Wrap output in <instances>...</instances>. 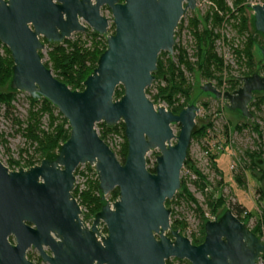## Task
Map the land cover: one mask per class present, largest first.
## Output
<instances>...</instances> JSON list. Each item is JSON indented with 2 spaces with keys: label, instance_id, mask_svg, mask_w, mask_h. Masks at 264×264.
I'll use <instances>...</instances> for the list:
<instances>
[{
  "label": "water",
  "instance_id": "water-1",
  "mask_svg": "<svg viewBox=\"0 0 264 264\" xmlns=\"http://www.w3.org/2000/svg\"><path fill=\"white\" fill-rule=\"evenodd\" d=\"M195 5L196 0H0V43L13 61L11 89L47 99L70 129L52 158L28 168L0 159V264H32L25 257L31 244L49 264H166L170 258L190 264L258 263L264 242L230 204L218 218H205L204 238L197 245L171 227V209L165 206L181 187L199 108L189 101L173 113L168 106L155 107L145 90L159 53L173 51L178 22ZM103 6L111 13V33ZM247 8L254 29L264 36V3ZM88 27L105 36L106 48L83 89L72 90L44 65L41 38L60 44ZM258 50L264 59V48ZM239 80L241 86L231 92L211 82L199 88L224 100L228 110L252 118L248 105L255 92H264V76L253 72ZM118 86L123 94L114 99ZM99 122L124 124L123 163L100 138ZM153 149L159 154L151 172L145 157ZM82 164L93 167L101 192L92 222L72 194L75 170ZM114 188L118 196L109 201ZM10 231L15 247L5 239Z\"/></svg>",
  "mask_w": 264,
  "mask_h": 264
},
{
  "label": "rangeland",
  "instance_id": "rangeland-1",
  "mask_svg": "<svg viewBox=\"0 0 264 264\" xmlns=\"http://www.w3.org/2000/svg\"><path fill=\"white\" fill-rule=\"evenodd\" d=\"M233 1L226 0V4L233 8ZM259 1L262 0H245L246 3H258ZM212 8L213 4L210 0H196L195 8L193 10L188 8L185 11L174 32L173 51L170 54L166 52L163 56L165 62L170 60L176 64L178 52L175 47L177 46L185 50L187 57L191 61L196 60V43L192 35L193 28L190 21L192 19L198 20L197 28L201 31L206 27L204 17ZM100 10L109 20L108 33L113 32L109 9L103 6ZM245 12L248 18L251 19L252 11L246 9ZM207 27H210L209 23H207ZM213 30L219 33V38L213 43L214 51L217 56L222 58L224 64L221 87H218L216 79H208L197 70L189 72L183 69L184 76L191 85L189 101H193L191 103H195L199 108L195 118L196 126L194 129L198 130L202 126L205 129L203 133H198L196 137L191 138L188 149L189 158L196 169L202 174L204 182L196 178L194 173L184 166L180 173V180H184L187 190L195 202L178 199L174 195L171 199V204L168 206L173 213L172 217L184 223L185 228L181 232L188 239L191 238L192 234H198L199 227L206 217H214L210 214L208 206V201L211 198L223 197L225 200L216 211L218 215L226 209L228 204L231 207L234 204L242 206L245 212L250 214V218L246 220V226L249 228L254 227L257 219L262 218L264 207V162L253 167L250 165V158L245 154V150L257 151L259 145L264 144V106H261L260 110L255 112V116L246 118L238 112L228 110L225 107L224 100L216 99L213 95L204 93L199 88L204 83L211 82L215 87L223 91L227 88L228 81L231 78L240 75L245 70L244 65L239 66L237 57L232 50V48H243L245 34H239L236 27L230 24V22H224ZM249 30L251 33L254 32L251 20L249 21ZM92 32L88 27L85 32H74L67 39L71 41L79 39L85 41L86 45H89V41H87L89 39L88 35ZM103 37L105 38V36ZM256 37L258 40L264 41L261 35L257 34ZM44 43L45 47L41 51L43 55L42 61L47 62V51L51 44ZM252 52L257 66L254 71L264 76V73L260 70L264 66V59L259 53L258 43L255 42ZM217 74L219 75V72ZM165 83L166 81L153 79L152 84L148 87V97L155 107L167 106V103L161 97L154 99V95L157 93V86H162ZM2 89L6 90L7 88ZM14 94L15 98L10 107L0 103V159L10 164L11 162L19 161L17 167L25 166L29 160L38 164L39 156L34 151V145L27 140L22 130L29 107V95L20 91H16ZM258 95L260 94H255L254 97ZM182 101L183 98H180L179 102L181 103ZM248 106L251 112L250 104ZM17 120L22 122L20 127L16 123ZM42 122L44 126H47L48 119L46 116L43 117ZM240 124L245 125V127L237 130L236 128ZM254 124L259 125L261 137H258V134L251 130ZM96 129L98 132V127ZM106 139L114 149H118L122 143V139L118 133H111ZM53 153H56V151ZM158 154L159 151L157 149H153L147 153L145 157L147 168L155 166V158ZM209 155H216L215 162L218 171L212 165ZM86 165H83L78 170L80 172L79 175H82L81 178L78 177V185L82 190H85L88 183L93 180L91 169ZM90 167L94 171L93 167ZM219 172H221V175ZM236 177L241 178V184L236 180ZM201 184H205L203 188H201ZM196 208L199 209L197 210ZM261 233V239L264 242V226H261ZM175 264L177 263L175 262ZM257 264H261V262Z\"/></svg>",
  "mask_w": 264,
  "mask_h": 264
},
{
  "label": "trees",
  "instance_id": "trees-1",
  "mask_svg": "<svg viewBox=\"0 0 264 264\" xmlns=\"http://www.w3.org/2000/svg\"><path fill=\"white\" fill-rule=\"evenodd\" d=\"M122 1V0H120ZM213 4V8L211 11L207 12V15L204 17V21L206 23V27H204L201 31L198 30V20L192 19L190 22L193 28V38L196 43V60L191 61L187 55L185 50L177 46L175 49L177 50V61L176 64L168 60L165 62L163 60V56L166 52H160L158 55L156 70L152 73L154 80H162L166 81L164 85L157 86V93L154 95V99L156 97H161L167 103L168 110L173 113H178L182 108H184L188 101L191 92V85L187 82L183 69L191 72L193 70H197L200 74L208 79H216L217 85L220 88L222 84V71L224 69L223 60L221 57L217 56L214 51L213 43L216 39L219 38V33L215 32L213 29L217 26H221L222 23L232 24L236 27L237 32L239 34H245V42L243 48H232L233 53L237 57L239 62V66L244 65L245 70L241 72L240 76H246L252 74L254 71L256 64L253 57V45L258 43V46L264 48V41L258 40L256 37L257 34L264 36L257 32L253 27V17L251 19L248 18L245 10L247 8V4L245 0H234V7L231 8L226 4V0H210ZM264 1V0H263ZM251 20V25L253 29V33L249 30V21ZM207 23H209V28L207 27ZM111 29H114L113 24L111 25ZM89 45H86L85 41H81L79 39L69 40L64 39V41L60 44L58 43H49V50L47 51L48 61L43 62L47 68H50L53 75L64 82L67 86H69L72 90H82L83 82L89 76L94 68L96 67V63L99 55L106 48V40L103 36L98 35L95 32H92L88 35ZM0 103L10 107L11 103L14 101L16 90L11 89L10 80L12 77V66L13 61L10 55L9 49L0 43ZM41 58L43 57L40 52ZM261 72L264 73V66L260 68ZM219 72V75L217 74ZM240 83L237 79H231L228 81L227 90L235 89ZM7 88L3 90L2 88ZM146 94L148 95L149 89L146 88ZM123 94L122 86H118L114 91V99L119 98ZM260 94L258 96L253 97V100L250 102L251 113L255 116V112L260 110L261 106H264V92L256 93ZM180 98H183V101L180 103ZM29 107L27 110V115L25 118L24 127L22 128L23 133L27 140L34 145V151L39 156V162L43 158H52L50 157L54 151L58 149L60 144H62L69 137V126L67 120L60 114L55 106H53L47 99L40 98H31L28 96ZM193 101H190V103ZM46 116L48 119L47 126L43 125L42 119ZM18 126L22 125V122L19 120L16 121ZM264 124V119H263ZM210 125V124H209ZM96 127H98V134L104 142L108 145L106 137L113 133L119 134L122 143L119 145L118 149H114L112 146L109 147L115 153L117 159L123 163L125 160L126 152H127V144L124 135V124L122 122H118L114 126H107L103 122L96 123ZM245 127V125H239L236 129L240 130ZM195 128V127H194ZM204 127L193 129L192 138L196 137L198 133L204 132ZM251 130L258 134V137H261L259 125L254 124L251 127ZM246 156L250 158V165L256 167L260 165V163L264 162V144L259 145V149L256 150H245ZM216 155H209L212 165L218 171L215 162ZM19 165V161L11 162L10 165ZM35 165V162L29 160L26 162L25 167L28 168L30 166ZM15 166V167H16ZM91 169V174L93 175V180L88 183L87 188L79 191L76 186L72 194L74 198H77V202L79 205L85 207L87 209V217L94 216V214L100 209L101 206V192L98 189V179L94 171L89 165H86ZM13 167V166H12ZM12 167H8L11 169ZM13 167L12 169H15ZM184 167L189 169L194 173L196 178L204 182L202 174L196 169L193 162L189 158V154L187 153L186 159L184 161ZM149 171L154 172V167L148 168ZM76 173V171H75ZM221 175V172H219ZM264 176V175H263ZM236 180L241 184V178L236 177ZM181 187L175 193V196L178 199L189 200L195 202L194 198L187 190V187L184 183V180H180ZM205 184H201V188L204 187ZM118 196V189L114 188L108 195L109 201H114ZM224 198H214L208 201L209 212L214 218H218L221 214H217V209L224 203ZM172 200H166L165 206H169ZM197 210L199 208H196ZM232 213L240 219L245 225L246 220L250 218V214L245 212V209L239 204H234L231 209ZM244 213V215H242ZM173 213L171 211L170 221L171 227L175 230L182 231L185 228V225L181 220L175 219L172 217ZM206 221V220H205ZM204 221V222H205ZM201 223L199 227L198 234H192L189 239L192 244H199L203 241L204 231L203 224ZM261 226H264V207L263 214L261 219H257L254 227L250 228L253 233H255L258 237L261 238ZM102 231L105 233V227L102 228ZM190 264L186 260H178L176 258H171L166 260V264ZM259 262L264 264V253L261 254Z\"/></svg>",
  "mask_w": 264,
  "mask_h": 264
},
{
  "label": "flooded vegetation",
  "instance_id": "flooded-vegetation-1",
  "mask_svg": "<svg viewBox=\"0 0 264 264\" xmlns=\"http://www.w3.org/2000/svg\"><path fill=\"white\" fill-rule=\"evenodd\" d=\"M41 40L43 41V43L44 42H46V43H48L46 40H44L43 38H41ZM259 47V46H258ZM254 72H256V71H254ZM253 73V72H252ZM239 77H241L240 75H238V76H234L233 78H231V79H237L238 80V82L240 83L236 88H238L239 86H241V81L239 80ZM230 79V80H231ZM228 87V86H227ZM235 88V89H236ZM235 89H233V90H235ZM233 90H227L226 88L223 90V91H229V92H231V91H233ZM222 91V90H221ZM257 92H255L254 93V95L256 94ZM254 95H253V97H254ZM253 100V99H252ZM250 104V103H249ZM237 112V111H236ZM239 113V112H238ZM240 114V113H239ZM241 115V114H240ZM28 224V223H27ZM103 225V224H102ZM29 226H32V225H30L29 224ZM103 227H104V225H103ZM103 234H104V232H103ZM6 242H7V244L9 245V246H11V247H15V244H16V242H15V232L14 231H10L9 233H7V235H6ZM42 249H43V252H45L47 255H51V251L49 250V248L47 247V246H44V245H42ZM25 257H26V259L28 260V261H30L32 264H49L46 260H44L43 259V257H42V255H41V253H40V250L37 248V247H35V246H33L32 244L29 246V247H27V249L25 250Z\"/></svg>",
  "mask_w": 264,
  "mask_h": 264
},
{
  "label": "built area",
  "instance_id": "built-area-1",
  "mask_svg": "<svg viewBox=\"0 0 264 264\" xmlns=\"http://www.w3.org/2000/svg\"><path fill=\"white\" fill-rule=\"evenodd\" d=\"M258 3H260V4H261V3H264V1L262 0V1H259ZM110 147H111V146H110ZM83 165H86V164L79 165V166L76 168V170H75V171H76V173H75V174H76V178H75L74 188L77 186L79 191H81L82 188H80V186L78 185V182H79V178H78V177L81 178L82 175H79L80 172H79L78 170H79V168L82 167ZM77 172H78V173H77ZM74 188H73V189H74ZM75 199L77 200V198H75ZM80 206H81V205H80ZM81 207H82L81 212L83 213V215H84V217L86 218L87 222H92L94 216L91 215V216H88V217H87V215H86V214H87V213H86V212H87V209H86L85 207H83V206H81ZM170 259H171V258H170ZM258 263H259V261H258Z\"/></svg>",
  "mask_w": 264,
  "mask_h": 264
}]
</instances>
